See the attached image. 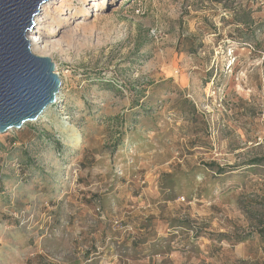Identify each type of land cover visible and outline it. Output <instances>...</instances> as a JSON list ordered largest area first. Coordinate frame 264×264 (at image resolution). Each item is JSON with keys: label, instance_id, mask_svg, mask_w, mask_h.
Returning <instances> with one entry per match:
<instances>
[{"label": "rangeland", "instance_id": "obj_1", "mask_svg": "<svg viewBox=\"0 0 264 264\" xmlns=\"http://www.w3.org/2000/svg\"><path fill=\"white\" fill-rule=\"evenodd\" d=\"M38 16L63 84L0 133V264H264V0Z\"/></svg>", "mask_w": 264, "mask_h": 264}, {"label": "water", "instance_id": "obj_2", "mask_svg": "<svg viewBox=\"0 0 264 264\" xmlns=\"http://www.w3.org/2000/svg\"><path fill=\"white\" fill-rule=\"evenodd\" d=\"M48 1L0 0V133L37 121L61 94L55 63L28 37Z\"/></svg>", "mask_w": 264, "mask_h": 264}, {"label": "bare ground", "instance_id": "obj_3", "mask_svg": "<svg viewBox=\"0 0 264 264\" xmlns=\"http://www.w3.org/2000/svg\"><path fill=\"white\" fill-rule=\"evenodd\" d=\"M41 17L37 16L35 18L36 24L38 25V29L34 30V33H30V35L28 36L30 39V45H31V49L33 50V52L43 55L45 52V49L51 44V42L49 40H47L40 32H39V27L41 26V22L40 19ZM36 31V32H35ZM60 94L58 95L57 98H59ZM51 106H49L46 111L43 113L44 114H48L51 111ZM55 120H58V118L56 117ZM65 130L69 131L71 133V138H73V141L75 142V144H78L82 141V138L80 136L79 133H76L75 130L71 127V126H66Z\"/></svg>", "mask_w": 264, "mask_h": 264}, {"label": "trees", "instance_id": "obj_4", "mask_svg": "<svg viewBox=\"0 0 264 264\" xmlns=\"http://www.w3.org/2000/svg\"><path fill=\"white\" fill-rule=\"evenodd\" d=\"M238 24L243 26V28L245 29V30H243L244 34L248 35V37H246L244 41L248 42L249 40H253V37H249V34H250L249 30L253 29L254 24H255V20L251 17V15H248L247 17H245L243 19H239ZM193 116H195V115H193ZM263 163H264V158L258 157V158H254L249 164H263ZM223 172H224V170L221 168V171L219 173H223ZM259 233L264 238V224L262 225V228L259 230Z\"/></svg>", "mask_w": 264, "mask_h": 264}, {"label": "built area", "instance_id": "obj_5", "mask_svg": "<svg viewBox=\"0 0 264 264\" xmlns=\"http://www.w3.org/2000/svg\"><path fill=\"white\" fill-rule=\"evenodd\" d=\"M57 102V101H56Z\"/></svg>", "mask_w": 264, "mask_h": 264}]
</instances>
